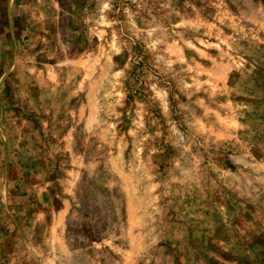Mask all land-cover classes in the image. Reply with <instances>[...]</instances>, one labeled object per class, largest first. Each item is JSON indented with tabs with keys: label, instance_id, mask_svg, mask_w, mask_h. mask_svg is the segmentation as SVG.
Segmentation results:
<instances>
[{
	"label": "rangeland",
	"instance_id": "1",
	"mask_svg": "<svg viewBox=\"0 0 264 264\" xmlns=\"http://www.w3.org/2000/svg\"><path fill=\"white\" fill-rule=\"evenodd\" d=\"M0 264H264V0H0Z\"/></svg>",
	"mask_w": 264,
	"mask_h": 264
}]
</instances>
